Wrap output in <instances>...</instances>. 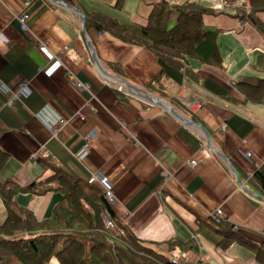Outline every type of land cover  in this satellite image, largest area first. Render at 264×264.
I'll return each instance as SVG.
<instances>
[{"label": "crops", "instance_id": "0c3cea01", "mask_svg": "<svg viewBox=\"0 0 264 264\" xmlns=\"http://www.w3.org/2000/svg\"><path fill=\"white\" fill-rule=\"evenodd\" d=\"M157 1L0 0V180L42 181L51 172L45 157L82 179L102 173L116 216L157 251L168 254L164 240L175 238L212 264H264L241 243L220 248L206 236L216 214L246 238L264 239V194L248 180L264 165V94L253 98L258 90L247 86L264 78V32L235 15V0L203 12L202 25L216 29L218 67L193 57L171 64L103 25H143ZM165 1L169 9L182 0ZM257 16L264 24V11ZM124 81L201 123L208 139ZM19 82L25 95L16 94ZM44 104L61 118L53 128L34 115ZM60 197L56 189L20 191L15 202L41 219ZM47 264L60 263L51 256Z\"/></svg>", "mask_w": 264, "mask_h": 264}, {"label": "trees", "instance_id": "16d2710c", "mask_svg": "<svg viewBox=\"0 0 264 264\" xmlns=\"http://www.w3.org/2000/svg\"><path fill=\"white\" fill-rule=\"evenodd\" d=\"M171 5L168 9L165 0L154 2L143 25L130 24L126 29L110 20L103 25L124 34L129 40L144 44L171 64L177 65L180 59L193 57L221 67L222 60L215 43L216 29L202 25V13L212 8L185 0ZM258 11H264V0H249L248 10L239 8L235 15L264 32ZM170 12L174 19L168 25ZM247 86L252 89L251 93L258 90L253 98L264 94V78ZM45 159V166L51 172L42 181L22 186L9 177L0 180V196L5 209L4 219L0 222V240L5 243L0 249V264H47L51 256L60 264H212L197 256L188 241L164 240L168 254L145 244L116 216L100 185L79 178L49 158ZM248 180L264 194V165L255 168ZM46 189L61 193L48 217L37 219L29 209L15 202L17 192L39 193ZM106 219H111L112 227L104 225ZM206 229V236L214 245L225 248L238 242L252 249L257 261H264V239L256 243L246 238L227 217L212 215ZM173 249L181 251L183 260L172 261L176 257L170 252Z\"/></svg>", "mask_w": 264, "mask_h": 264}, {"label": "built area", "instance_id": "2783aa9c", "mask_svg": "<svg viewBox=\"0 0 264 264\" xmlns=\"http://www.w3.org/2000/svg\"><path fill=\"white\" fill-rule=\"evenodd\" d=\"M185 1H195V0H185ZM209 2V6L213 9V10H221L225 3L226 0H206ZM235 5L241 7L243 10H248L249 7V0H235ZM27 17V13L26 12H22L19 15H17V18L20 22V26L24 27L25 26V19ZM72 83H74V85L76 87H85V83L81 82L80 80H75V79H71ZM118 87H120V85H118ZM28 92V87L26 86V84L24 82H19L18 83V88L16 91L17 95H25ZM34 115L38 118H40L42 121L45 122V124L49 127V128H53V125L57 122V120H59L58 122H62L61 118H59L58 116H56L51 110L50 108L44 104L42 105L35 113ZM93 132H88V134H86V139H88L90 136H92ZM135 138L134 136H132V139ZM243 154L248 158L250 155V151L249 150H244ZM190 164L195 163V158H191L188 161ZM87 181L91 182V183H97L101 186L102 190H103V194L106 197V199L110 202L113 203L115 201L114 199V195H113V190H112V183L109 180V178L107 177V175L105 174H96V173H91L88 175L87 177ZM220 209L217 208L216 209V213H219ZM104 225L106 227H112L113 226V222L111 221V219H106L104 220ZM181 260H183L181 257H173L172 261H177L180 262Z\"/></svg>", "mask_w": 264, "mask_h": 264}, {"label": "water", "instance_id": "95a60500", "mask_svg": "<svg viewBox=\"0 0 264 264\" xmlns=\"http://www.w3.org/2000/svg\"><path fill=\"white\" fill-rule=\"evenodd\" d=\"M82 21H83V24H84V18H82ZM126 83V85L128 86H131V84H129L128 82L124 81ZM131 88L134 89L135 93L137 95H140L142 96V98H145L149 101H152V102H155L156 104L166 108L171 114H173L174 116H176L179 120L185 122V123H188V124H196L201 130L202 132L204 133V136L206 137V139H208V135H207V132H206V129L203 127V125L199 122H196L194 120H191V119H188V118H184L182 117L180 114H178L175 110H173L168 104H166L165 102H163L162 100H160L157 96H151L149 95L148 93H146L145 91H141L139 90L138 88H135L134 86H131ZM223 157V159L226 160V158L223 156V154H220ZM230 167L232 168V166L230 165Z\"/></svg>", "mask_w": 264, "mask_h": 264}, {"label": "rangeland", "instance_id": "374dc122", "mask_svg": "<svg viewBox=\"0 0 264 264\" xmlns=\"http://www.w3.org/2000/svg\"><path fill=\"white\" fill-rule=\"evenodd\" d=\"M227 8H230L231 6H226ZM225 7V8H226ZM225 11H227V9H225ZM170 20L168 21V25H171L172 24V22H173V18H172V15L170 16V18H169ZM204 26V25H203Z\"/></svg>", "mask_w": 264, "mask_h": 264}]
</instances>
